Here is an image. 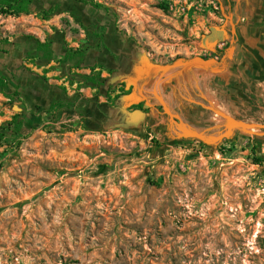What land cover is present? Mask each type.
<instances>
[{
  "label": "rangeland",
  "instance_id": "374dc122",
  "mask_svg": "<svg viewBox=\"0 0 264 264\" xmlns=\"http://www.w3.org/2000/svg\"><path fill=\"white\" fill-rule=\"evenodd\" d=\"M0 49V264H264V130L216 111L264 124V0H35Z\"/></svg>",
  "mask_w": 264,
  "mask_h": 264
},
{
  "label": "water",
  "instance_id": "95a60500",
  "mask_svg": "<svg viewBox=\"0 0 264 264\" xmlns=\"http://www.w3.org/2000/svg\"><path fill=\"white\" fill-rule=\"evenodd\" d=\"M224 16L226 17V19L229 20V22H230V24L232 26V31H233V35H234L235 23H234L232 17L229 16V15H227V14H224ZM215 29H213V31H215ZM211 35L214 36V34H211ZM231 43H232V41H231ZM195 61L198 62L199 65L201 64L200 66L205 67L207 69L214 68L213 61H204L202 59H200L199 61H197V60H195ZM195 61L187 60L185 62H180V64L177 63L178 65H176V64H174V65H156V64H153V63H149V65H151L154 68L159 69L158 71H161L162 74H163L164 72H167L168 70H170L172 68H175V67H178V66H181V67L186 66L187 68L189 66H193L194 69H195L196 68V66L194 65V62ZM198 64H197V66H198ZM202 64H204V65H202ZM163 81H164V79L160 81V85L162 84ZM132 84L135 85L134 83H132ZM122 100L125 102L124 103L125 104L124 105L125 107L131 106L133 104H139L140 102H143V101H145L146 104H150L149 103V100H148V97L145 95L144 86H142L140 89H138V91H136V89L134 88V90H132L130 93L124 94L122 96ZM160 100H162L161 97H160ZM164 108L166 109L165 105H164ZM214 110H216V109H214ZM216 111L219 114H221V115H223V116H225L227 118V120H228V123L226 125L227 128H238V129L257 128V129L264 130V124H262V123H248V122L233 120L229 116H227L225 113H223L221 111H218V110H216ZM136 112L139 113V114H141V115L144 114L142 111H136ZM169 115L170 116H174V117L180 119V115L179 114H176V113L174 114L171 111L169 112ZM181 123H182L183 130L188 135L200 137V135L195 134V133H192L189 130V128L186 126V124H184L182 121H181Z\"/></svg>",
  "mask_w": 264,
  "mask_h": 264
},
{
  "label": "trees",
  "instance_id": "16d2710c",
  "mask_svg": "<svg viewBox=\"0 0 264 264\" xmlns=\"http://www.w3.org/2000/svg\"><path fill=\"white\" fill-rule=\"evenodd\" d=\"M35 0H0V13L1 14H20V13H27L31 10V6L34 3ZM97 7H100L99 4H96ZM160 7L164 8L163 5H160ZM46 43H41L38 42V46L39 47H45ZM2 50L0 49V52ZM68 53L66 54V56L68 58H70L72 55H75V53L77 52V49L74 48H69ZM163 83V87L164 88H173L174 89V93H175V87H170V85H168L169 82H162ZM166 83V84H165ZM0 87L2 88V90L6 91L7 90V85L5 83L4 78L1 75L0 72ZM19 124V123H18ZM14 126V122H7L4 125L0 126V146H2L5 142V137L7 136L8 131L11 130V128ZM256 161L257 164H259L261 162V159L259 158H255L254 159Z\"/></svg>",
  "mask_w": 264,
  "mask_h": 264
},
{
  "label": "crops",
  "instance_id": "0c3cea01",
  "mask_svg": "<svg viewBox=\"0 0 264 264\" xmlns=\"http://www.w3.org/2000/svg\"><path fill=\"white\" fill-rule=\"evenodd\" d=\"M211 34H214V36L210 35L211 36L210 41H213L217 38H220V36H224L225 33H224V31L221 32V31H217V30H215V31L212 30ZM175 68H177V69H175ZM175 68L168 70L164 76L167 77L169 75H173V76L177 77L179 75L182 78H190L191 76H193L195 80H198L197 76H200L198 74V72L196 71V68L194 69L193 66H189L188 69L186 66H183L180 69L178 67H175ZM213 70H214V68H210L207 70L206 79L212 76V75H210L211 74L210 72H212ZM159 87L161 88V85H159ZM195 87H196V89L198 88L197 81H195Z\"/></svg>",
  "mask_w": 264,
  "mask_h": 264
},
{
  "label": "flooded vegetation",
  "instance_id": "af4514ba",
  "mask_svg": "<svg viewBox=\"0 0 264 264\" xmlns=\"http://www.w3.org/2000/svg\"><path fill=\"white\" fill-rule=\"evenodd\" d=\"M215 30L223 32V30H222L221 28H216ZM218 39L223 40V39H224V36H220V38H218ZM230 44H231V41L229 40V41L226 43V45H230Z\"/></svg>",
  "mask_w": 264,
  "mask_h": 264
},
{
  "label": "bare ground",
  "instance_id": "6f19581e",
  "mask_svg": "<svg viewBox=\"0 0 264 264\" xmlns=\"http://www.w3.org/2000/svg\"><path fill=\"white\" fill-rule=\"evenodd\" d=\"M252 129V128H251ZM253 129H257V128H253Z\"/></svg>",
  "mask_w": 264,
  "mask_h": 264
}]
</instances>
